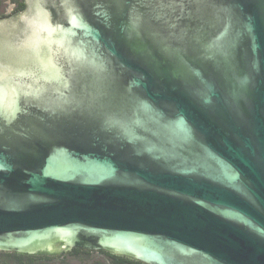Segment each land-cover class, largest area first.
<instances>
[{"label": "water", "instance_id": "1", "mask_svg": "<svg viewBox=\"0 0 264 264\" xmlns=\"http://www.w3.org/2000/svg\"><path fill=\"white\" fill-rule=\"evenodd\" d=\"M264 264V0H27L0 18V251Z\"/></svg>", "mask_w": 264, "mask_h": 264}, {"label": "flooded vegetation", "instance_id": "2", "mask_svg": "<svg viewBox=\"0 0 264 264\" xmlns=\"http://www.w3.org/2000/svg\"><path fill=\"white\" fill-rule=\"evenodd\" d=\"M27 0H0V18L8 17L23 11L26 8ZM0 264H13L10 259L16 260L15 264H31L29 261L18 259L15 252L0 251ZM56 260L59 264H143L127 257L117 256L103 250H88L75 248L62 253L56 257L41 256L40 263L45 259ZM10 258V259H7ZM37 263V262H36Z\"/></svg>", "mask_w": 264, "mask_h": 264}, {"label": "trees", "instance_id": "3", "mask_svg": "<svg viewBox=\"0 0 264 264\" xmlns=\"http://www.w3.org/2000/svg\"><path fill=\"white\" fill-rule=\"evenodd\" d=\"M15 255L18 257V259H21L23 261H25V260L29 261L31 264H59V262L57 263L56 260L48 259V257H47V259H45L46 261H43L42 263H40V261H37V260H39V257H41V256H25V255H21L19 253H15ZM140 263H142V262H140Z\"/></svg>", "mask_w": 264, "mask_h": 264}, {"label": "rangeland", "instance_id": "4", "mask_svg": "<svg viewBox=\"0 0 264 264\" xmlns=\"http://www.w3.org/2000/svg\"><path fill=\"white\" fill-rule=\"evenodd\" d=\"M0 258H6V257H4V256H0ZM7 259H10V258H7ZM10 261H11L13 264L16 263V260L10 259Z\"/></svg>", "mask_w": 264, "mask_h": 264}]
</instances>
